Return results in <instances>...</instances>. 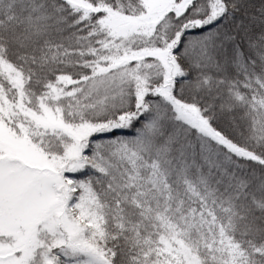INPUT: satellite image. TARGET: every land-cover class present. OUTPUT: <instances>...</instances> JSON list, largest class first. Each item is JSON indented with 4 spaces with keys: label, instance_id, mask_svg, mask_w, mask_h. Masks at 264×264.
Wrapping results in <instances>:
<instances>
[{
    "label": "snow or ice",
    "instance_id": "1",
    "mask_svg": "<svg viewBox=\"0 0 264 264\" xmlns=\"http://www.w3.org/2000/svg\"><path fill=\"white\" fill-rule=\"evenodd\" d=\"M0 264H264V0H0Z\"/></svg>",
    "mask_w": 264,
    "mask_h": 264
}]
</instances>
